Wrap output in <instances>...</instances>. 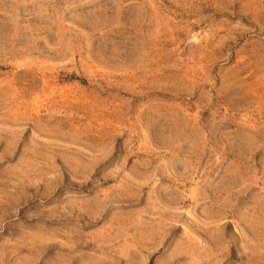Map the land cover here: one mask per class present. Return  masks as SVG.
Masks as SVG:
<instances>
[{"label": "rangeland", "instance_id": "obj_1", "mask_svg": "<svg viewBox=\"0 0 264 264\" xmlns=\"http://www.w3.org/2000/svg\"><path fill=\"white\" fill-rule=\"evenodd\" d=\"M0 264H264V0H0Z\"/></svg>", "mask_w": 264, "mask_h": 264}]
</instances>
